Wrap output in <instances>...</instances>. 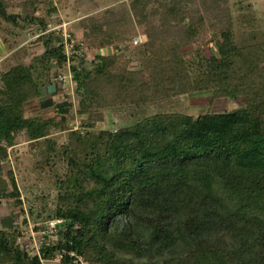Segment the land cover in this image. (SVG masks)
<instances>
[{
  "label": "trees",
  "instance_id": "16d2710c",
  "mask_svg": "<svg viewBox=\"0 0 264 264\" xmlns=\"http://www.w3.org/2000/svg\"><path fill=\"white\" fill-rule=\"evenodd\" d=\"M204 1L128 0L122 23L88 16L55 46L52 0H0L5 48L36 38L30 62L0 64V202L25 204L23 139L46 187L30 216L59 229L34 255L19 245L20 224L0 227V264H264V45L239 38L230 0ZM137 26L141 50L115 49ZM200 92L240 107L194 116L189 97ZM35 100L54 115L31 114ZM114 109L133 123L109 128ZM75 112V146L58 147Z\"/></svg>",
  "mask_w": 264,
  "mask_h": 264
},
{
  "label": "rangeland",
  "instance_id": "374dc122",
  "mask_svg": "<svg viewBox=\"0 0 264 264\" xmlns=\"http://www.w3.org/2000/svg\"><path fill=\"white\" fill-rule=\"evenodd\" d=\"M54 6L57 7L58 13L51 16L50 26L48 27V32H54V45H59L61 40L60 32L74 31L76 25L81 21L85 20L88 16H98V15H108L113 14V17L119 23H122V19L126 16L125 14L129 10L128 0H91L89 3H85L82 0H52ZM200 8L203 7L204 0H196ZM95 4V5H94ZM231 8L234 12L236 20V28H238V36L242 40L244 37L251 36L255 34L258 37V41L262 42L264 45V0H230ZM39 10L37 15H40L42 10H45V3L40 2ZM204 8V7H203ZM11 12H19L18 9H11ZM61 20V22L58 21ZM189 21V20H188ZM127 23H124L123 27L125 28ZM81 27V26H80ZM54 28H61V30H55ZM137 33L134 35L126 34L123 40L118 42L115 49L118 47L120 49L130 47L136 48L138 51L141 50V46L145 42V36L143 35V30L140 27H136ZM72 31V32H73ZM77 31L79 29L77 28ZM75 32V31H74ZM135 33V31H134ZM64 36V35H63ZM211 36V34H209ZM36 38L29 37L19 49L15 51H8L5 46L0 41V58H4V67H11L16 64H19L22 61H29L32 53V41ZM212 47V46H211ZM38 53L43 52L44 48L41 45L40 47L35 48ZM111 50V48H109ZM144 49V48H142ZM197 49V46L192 47L188 51L187 57H192L193 51ZM112 51V50H111ZM92 58V55H91ZM138 61L133 60V68L136 70L138 68ZM69 79V77H68ZM66 81V82H65ZM62 82V81H61ZM63 84L60 86H65L70 89L72 96L70 97L71 104L75 106L77 110L78 106V97L76 93H73L71 81L65 79ZM43 93L48 97H53L51 100L59 99L57 92L55 91L54 86H48L43 88ZM47 97V98H48ZM62 98L60 97V101ZM242 104V103H241ZM47 104H42L41 102L35 100L29 104L31 114L41 113L44 117H49L54 115L52 107L45 106ZM45 106V107H44ZM240 107L237 103L228 101L227 99L217 100L211 104V93L210 92H200L192 94L189 97V112L194 116L213 111V112H225L232 111ZM108 117L113 123L109 128H116L117 126H126L133 123V120L129 116H124L117 109L111 110L108 112ZM84 117L78 113H74V117L71 118L69 122V129L66 132L60 133L57 132L53 137L56 139L55 142L59 146L65 145L69 147L75 146V141L70 137V134L74 131H77L82 128V119ZM98 130L105 129L103 122H99L96 127ZM19 147L22 149L23 161L20 163V168L24 169L26 172V179L23 182L21 180V189L23 200L25 204L23 208L19 206L16 200L11 201H2L0 202V227L6 228L11 227L13 223L20 224L23 228V235L19 239V245L28 250L31 254H38V248L41 246L43 238L46 240L55 243L59 240L58 228H53L58 226V222L54 220H45L46 216L41 214L45 219L38 220L32 218L29 213L30 206H34L35 211L42 212V196L45 192L44 182H38L35 180L34 173V159L36 154L29 147L27 142H24L23 139H20ZM19 168V167H18ZM36 219V220H35ZM26 220V222H25ZM54 221V222H53ZM28 224V225H27ZM60 258L54 261H45V264H59ZM86 264V263H85Z\"/></svg>",
  "mask_w": 264,
  "mask_h": 264
},
{
  "label": "built area",
  "instance_id": "2783aa9c",
  "mask_svg": "<svg viewBox=\"0 0 264 264\" xmlns=\"http://www.w3.org/2000/svg\"><path fill=\"white\" fill-rule=\"evenodd\" d=\"M54 29H55V30H56V29H57V30H61V28H54ZM67 34H68V32H66V33L64 34V37H65V38L68 37ZM67 47H68V49L70 50L71 48H73V45H69V44H67ZM53 228H56V226H54ZM56 229H57V228H56ZM58 232H59V230H58ZM50 243H52V242L46 240V238H43V240H42V242H41V246L38 248V254H39L40 249H41L42 246H44V245H48V244H50ZM80 260H81V262H82L83 264H85V262H84L82 259H80Z\"/></svg>",
  "mask_w": 264,
  "mask_h": 264
},
{
  "label": "crops",
  "instance_id": "0c3cea01",
  "mask_svg": "<svg viewBox=\"0 0 264 264\" xmlns=\"http://www.w3.org/2000/svg\"><path fill=\"white\" fill-rule=\"evenodd\" d=\"M1 59L3 60L4 58H3V57H2V58H0V64H3L4 62H2V60H1Z\"/></svg>",
  "mask_w": 264,
  "mask_h": 264
}]
</instances>
